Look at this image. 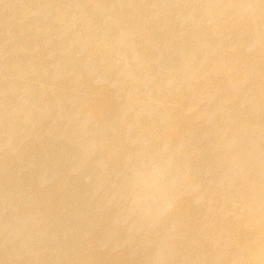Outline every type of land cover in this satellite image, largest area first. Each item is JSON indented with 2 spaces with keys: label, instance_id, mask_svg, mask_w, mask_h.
Returning <instances> with one entry per match:
<instances>
[{
  "label": "rangeland",
  "instance_id": "rangeland-1",
  "mask_svg": "<svg viewBox=\"0 0 264 264\" xmlns=\"http://www.w3.org/2000/svg\"><path fill=\"white\" fill-rule=\"evenodd\" d=\"M161 1L0 0V264H222L211 230L252 236L196 173L216 142L208 90L242 53L264 61L263 16ZM221 85L231 108L238 87ZM166 112L192 147L159 141Z\"/></svg>",
  "mask_w": 264,
  "mask_h": 264
},
{
  "label": "bare ground",
  "instance_id": "bare-ground-1",
  "mask_svg": "<svg viewBox=\"0 0 264 264\" xmlns=\"http://www.w3.org/2000/svg\"><path fill=\"white\" fill-rule=\"evenodd\" d=\"M168 1L170 2L171 0ZM168 1L162 0L160 2V5L162 6L161 7L162 12L166 14H167L166 11L171 12V10L173 9L172 6H169ZM221 1L222 3L225 4L230 2L236 3L238 10H244L245 7L248 6V8L251 10V13L262 15L264 19V0H221ZM186 7L192 9L191 6L187 5ZM224 8L225 7H223L222 9ZM181 9H184L183 6L181 7ZM203 26L204 25L202 24L201 27ZM219 26H221V24ZM258 37H259L257 38L258 41L259 40L264 41L263 39L264 31L260 33ZM75 38H74L75 41L81 39L77 37L76 40ZM78 41L80 42V40ZM257 53L260 54L259 51H257ZM243 54L245 53H242L240 55L241 59L239 60L247 62V65L246 63L243 65L242 63H240L241 61H236L232 63L230 62L228 65H226L229 66L227 69L228 77L223 79L221 83L225 87L229 85H234L238 87L236 91L232 93L233 95L238 97L237 103L231 105L230 108L227 106L225 102H223V99L219 98V91L216 90H221L222 88L221 84H218L221 87L220 89H214L213 84L211 85L213 89L208 90L207 88V90L208 91L211 90V92H210V96L205 98V101L214 102V104L213 106L211 105L210 110L206 114L207 117H205L206 121H209L211 123L210 124L211 128L206 132L207 134H209V136L213 135L212 133H214V136H216V142H214L211 139L210 141L212 142V144L204 145L205 150L208 153L202 158V160L200 159L201 160L200 165L202 167H207L208 170L207 171L202 170L196 173L198 175V178H200V181L207 180V177L205 175V172H207L211 174L212 182H215V184L221 183L220 185L222 187L220 189L222 190V193L225 192V189L227 192V193L225 192L226 194L224 195L225 197L222 196V199L223 197L226 200L229 198V201L231 200L230 203L232 204L237 203V206H235L236 204L234 205L235 207H237L235 211L237 210V212H239L243 210V214H242L243 222L246 225H251L252 236L246 234L248 233L247 231L246 233H244L243 230V232L241 231L237 232V235L239 236L238 238L235 237L233 238V234L236 231L234 230L235 232L232 234V232H230V229L233 228H230V226L229 227L227 226V231H228L227 234L225 233L226 228L224 229L225 231L222 230L224 227H222L221 232H216V230L215 231L211 230L210 237L212 239V243L214 244L215 249L220 254L224 253V255L220 257L221 260L220 262L222 264H264V179H261V177H264L263 175L264 173V61L261 62V60L256 59L259 55L253 58L250 57L249 55L247 56L246 54L244 56ZM184 58L186 59V57ZM225 59L226 58H224V60ZM222 63L224 62L222 61ZM226 66H224V68L219 67L221 69V72L223 71L222 69H225ZM210 83L211 82H209V84ZM183 85H185V87L187 86L189 91H191V93H193L196 88L193 85L191 86L190 83L189 84L183 83ZM178 97L179 96H177V98ZM181 97H184V95H182ZM164 98L166 99V95ZM239 98H241V100H239ZM157 100L160 102L162 101V98L158 97ZM240 103L243 104V106L246 105V108L248 110H243V111L239 110L238 105ZM189 104H191V102ZM179 111L180 112L175 116L177 117L181 116L182 111L181 110ZM169 114H170L169 112H166L163 115L166 116L167 118L164 119L158 118L155 121L156 123L153 121L155 125L156 124L159 125L158 128L156 127L157 129H159L160 127L163 130V132L160 133V135L162 134L160 136V139L158 138L159 141L162 143L165 142H169L172 144L178 143L177 146H182L184 148L192 147L191 142L189 140L190 138L195 137L197 132L195 133V131L190 130L191 132L189 135L188 133H186L187 136L185 135V133H183L182 135L181 133L182 131H184L183 129L185 128V127L183 128V124L184 123L188 124L189 122L187 121L185 122V118H184L181 119L182 121H180L179 119V121L182 122V124L180 122H179L180 124H177L175 122H177L176 119H178L179 117L175 119L174 117H170ZM217 114H219V117L220 115H222L223 119L222 118L220 120L218 118L216 119ZM180 118H182V116ZM186 120L188 119L186 118ZM153 122L151 121V123ZM156 128L153 129V135H155L154 132ZM204 146H202L199 151H201ZM143 150L146 149H144L141 146L139 149L140 154L142 155L147 154ZM177 152L179 153V151ZM214 188L216 190L213 191L215 195H213V193L211 192H210L211 194H209L208 192H203V191H199V194L202 195L203 193L205 195H208L207 199L209 197L212 198L214 196L220 197V195L218 194L220 189L218 188L217 190L216 187ZM227 206H229L230 208V205ZM227 206L225 211L228 210ZM221 216L223 217L224 215H220V217ZM214 217H212V220H214ZM223 220L226 219L224 218ZM211 221L210 224L213 223V221L212 222ZM224 222L225 221H223V223ZM233 222L235 223V221ZM207 224L210 225L208 222ZM210 226H212V224ZM220 228L221 227H219L218 229ZM208 232H210V230ZM219 235H222L223 237L221 236L220 239ZM217 251L216 253H218ZM227 255H230L231 258L230 257L228 258Z\"/></svg>",
  "mask_w": 264,
  "mask_h": 264
}]
</instances>
